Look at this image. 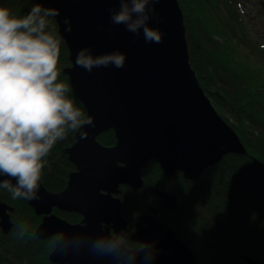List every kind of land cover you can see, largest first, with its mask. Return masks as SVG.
<instances>
[{
  "label": "water",
  "instance_id": "water-1",
  "mask_svg": "<svg viewBox=\"0 0 264 264\" xmlns=\"http://www.w3.org/2000/svg\"><path fill=\"white\" fill-rule=\"evenodd\" d=\"M52 15L59 38L68 51L70 67L62 70L71 93L82 105L86 118L65 149L75 168L60 193L47 191L39 182V200L21 198L41 216L35 231L38 240L58 237L49 261L56 264H197V258L176 234L152 215L126 229L117 197L121 187L141 191V170L155 163L168 178L181 175L196 182L202 173L228 155H246L232 128L217 114L202 90L189 63L183 16L176 0H148L147 16L135 32L116 24L112 15L129 9L133 0H31ZM131 22V21H130ZM158 31L162 42L147 41L144 26ZM67 29V30H66ZM80 50L93 58L115 53L125 56L124 66L93 67L88 72L76 65ZM112 131L115 145L103 147L97 139ZM83 133V135H81ZM10 179L0 174V182ZM162 208L172 213L175 196L153 189ZM77 214L79 224L70 225L52 211ZM12 209L0 203V230L13 227ZM151 213L158 212L151 209ZM112 233V234H111ZM118 236L141 244L132 251L119 244ZM153 250H157L153 256ZM245 264H259L244 256Z\"/></svg>",
  "mask_w": 264,
  "mask_h": 264
},
{
  "label": "trees",
  "instance_id": "trees-1",
  "mask_svg": "<svg viewBox=\"0 0 264 264\" xmlns=\"http://www.w3.org/2000/svg\"><path fill=\"white\" fill-rule=\"evenodd\" d=\"M176 1L183 16L190 66L246 155L225 157L196 182H186L179 174L168 178L151 162L140 172L144 183L141 191L121 189V216L132 231L140 217L153 215L150 210H156L155 218L190 248L198 264H245L244 256L264 264V44L249 34L238 0ZM33 5L31 0H0V7L18 17ZM47 20L46 31L59 38L52 18ZM69 66L68 51L60 39L58 79L68 86L61 72ZM66 95L86 119L71 89ZM76 131L68 129L66 138L57 141L44 158L39 182L49 192L64 190L68 175L74 171L66 161L65 149L74 143ZM97 141L103 147L115 145L112 131ZM155 188L178 199L172 213L166 212L155 198ZM0 203L13 209L11 232L4 236L0 231V264H51L49 255L56 238L42 242L34 235L41 218L2 187ZM52 213L70 224L81 221L76 214L57 210ZM119 242L129 249L141 248L121 238Z\"/></svg>",
  "mask_w": 264,
  "mask_h": 264
},
{
  "label": "clouds",
  "instance_id": "clouds-1",
  "mask_svg": "<svg viewBox=\"0 0 264 264\" xmlns=\"http://www.w3.org/2000/svg\"><path fill=\"white\" fill-rule=\"evenodd\" d=\"M159 2V0H155ZM148 0H133L131 9L122 4L112 15L113 23H125L135 32L147 16L132 20L131 13H143ZM58 15L53 9L34 4L23 16L0 7V174L10 179L0 182L13 199L39 200V181L48 156L68 129L76 131L92 118L66 93L68 84L59 81L60 39L48 27L47 17ZM131 21V22H130ZM67 30V29H66ZM147 41L162 42L161 34L144 26ZM80 50L76 65L91 72L93 67L124 66L125 56L115 53L93 58ZM83 135V133H81ZM157 250H153L155 256Z\"/></svg>",
  "mask_w": 264,
  "mask_h": 264
},
{
  "label": "rangeland",
  "instance_id": "rangeland-1",
  "mask_svg": "<svg viewBox=\"0 0 264 264\" xmlns=\"http://www.w3.org/2000/svg\"><path fill=\"white\" fill-rule=\"evenodd\" d=\"M240 1V3H241V5H242V12H244V13H242V15H243V17L245 18L246 16V18H248V16H253V18H255V21H252L251 23H253L254 24V27L252 26L251 28L253 29V28H255V27H257L258 26V30L257 31H253V33H255L256 35H258V36H261V37H264V8L262 7V4H264V0H239ZM262 3V4H261ZM51 17V16H50ZM245 18V19H246ZM53 22H54V20H53ZM54 24H55V22H54ZM56 25V24H55ZM58 35V34H57ZM69 60V59H68ZM69 64H70V62H69ZM70 67V66H69ZM62 74V73H61ZM66 77V76H65ZM67 78V77H66ZM72 146V145H71ZM65 155H66V153H65ZM66 161H67V155H66ZM68 162V161H67ZM69 163V162H68ZM70 164V163H69ZM71 165V164H70ZM72 166V165H71ZM73 167V166H72ZM74 168V167H73ZM74 171H75V168H74ZM74 171H72V172H74ZM41 183V182H40ZM42 184V183H41ZM67 184V183H66ZM122 188H124V187H121V189ZM65 189V188H64ZM121 189H120V191H121ZM63 191V190H62ZM60 193V192H59ZM120 195V194H119ZM118 195V196H119ZM117 196V197H118ZM155 196V195H154ZM156 198V197H155ZM21 199V198H20ZM22 200V199H21ZM23 201V200H22ZM24 202V201H23ZM25 203V202H24ZM26 204V203H25ZM27 205V204H26ZM28 206V205H27ZM29 207V206H28ZM11 208V207H10ZM30 208V207H29ZM12 209V208H11ZM31 209V208H30ZM32 210V209H31ZM12 212H13V209H12ZM12 212H10L9 213V218H10V214L12 213ZM34 213V212H33ZM61 213H63V212H61ZM66 214H69V213H66ZM55 215V214H54ZM77 215V214H76ZM35 217H37L36 215H34ZM55 216H57V215H55ZM38 217H40L41 219H42V217L41 216H38ZM58 217V216H57ZM58 218H60V217H58ZM60 219H62V218H60ZM62 220H64V219H62ZM66 221V220H65ZM67 222V221H66ZM68 223V222H67ZM41 224V220H40V222H39V224H38V226H37V228L39 227V225ZM68 224H70V223H68ZM70 225H74V224H70ZM135 226V225H134ZM13 228V227H12ZM36 228V229H37ZM12 230V229H11ZM36 231V230H35ZM112 234V233H111ZM35 235V234H34ZM36 238V237H35ZM119 238H121L120 236H118V241H119ZM37 239V238H36ZM38 240V239H37ZM49 240V239H48ZM56 240V239H55ZM39 241H42V240H39ZM42 242H44V241H42ZM127 242H129V241H127ZM130 243H132V242H130ZM119 244H121L120 242H119ZM134 244H136V243H134ZM121 245H123V244H121ZM137 245H139L141 248L140 249H142L143 248V246L141 245V244H137ZM124 247H126L125 245H123ZM55 248V247H54ZM127 249H129L128 247H126ZM139 249V250H140ZM54 250V249H53ZM53 250H52V252H53ZM129 250H132V251H137V250H133V249H129ZM51 252V253H52ZM50 262V261H49ZM51 264H56V263H52V262H50Z\"/></svg>",
  "mask_w": 264,
  "mask_h": 264
},
{
  "label": "flooded vegetation",
  "instance_id": "flooded-vegetation-1",
  "mask_svg": "<svg viewBox=\"0 0 264 264\" xmlns=\"http://www.w3.org/2000/svg\"><path fill=\"white\" fill-rule=\"evenodd\" d=\"M237 7H239V5ZM263 8H264V6H263ZM242 13H244V12H242ZM242 13H241V15H242ZM245 18H244V20H245L246 28H247L249 34H251L252 37H254L258 42H260L261 44H264V37L258 36L255 33H253V31H257L258 30V26L253 28V29L251 28L252 26L254 27V24L251 23V22L255 21V18H253V16H248V18H246V19Z\"/></svg>",
  "mask_w": 264,
  "mask_h": 264
},
{
  "label": "bare ground",
  "instance_id": "bare-ground-1",
  "mask_svg": "<svg viewBox=\"0 0 264 264\" xmlns=\"http://www.w3.org/2000/svg\"><path fill=\"white\" fill-rule=\"evenodd\" d=\"M165 192V191H164ZM168 194V193H167ZM168 195H170V194H168ZM175 210V209H174ZM253 259V258H252ZM255 260V259H254ZM256 261V260H255ZM256 262H258V261H256ZM259 263V262H258ZM260 264V263H259Z\"/></svg>",
  "mask_w": 264,
  "mask_h": 264
}]
</instances>
